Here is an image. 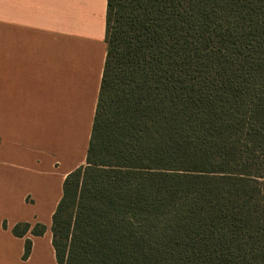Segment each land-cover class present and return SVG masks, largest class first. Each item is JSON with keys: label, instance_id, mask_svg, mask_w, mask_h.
<instances>
[{"label": "trees", "instance_id": "1", "mask_svg": "<svg viewBox=\"0 0 264 264\" xmlns=\"http://www.w3.org/2000/svg\"><path fill=\"white\" fill-rule=\"evenodd\" d=\"M106 43L58 264H264V0H108Z\"/></svg>", "mask_w": 264, "mask_h": 264}, {"label": "crops", "instance_id": "2", "mask_svg": "<svg viewBox=\"0 0 264 264\" xmlns=\"http://www.w3.org/2000/svg\"><path fill=\"white\" fill-rule=\"evenodd\" d=\"M108 0H0V264H58L53 215L86 165L107 57ZM7 223V229L4 223ZM47 226L41 237L12 233ZM32 253L23 259L26 239Z\"/></svg>", "mask_w": 264, "mask_h": 264}, {"label": "rangeland", "instance_id": "3", "mask_svg": "<svg viewBox=\"0 0 264 264\" xmlns=\"http://www.w3.org/2000/svg\"><path fill=\"white\" fill-rule=\"evenodd\" d=\"M37 260L39 261V264H51V262H50L51 259L49 260V258H46V256H44L43 254H40L38 256ZM36 264H38V263L36 262Z\"/></svg>", "mask_w": 264, "mask_h": 264}]
</instances>
